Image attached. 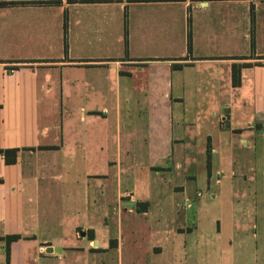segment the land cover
Returning a JSON list of instances; mask_svg holds the SVG:
<instances>
[{"label": "crops", "instance_id": "crops-1", "mask_svg": "<svg viewBox=\"0 0 264 264\" xmlns=\"http://www.w3.org/2000/svg\"><path fill=\"white\" fill-rule=\"evenodd\" d=\"M1 150L0 264H253L264 0H0Z\"/></svg>", "mask_w": 264, "mask_h": 264}, {"label": "rangeland", "instance_id": "rangeland-1", "mask_svg": "<svg viewBox=\"0 0 264 264\" xmlns=\"http://www.w3.org/2000/svg\"><path fill=\"white\" fill-rule=\"evenodd\" d=\"M263 222V220H261ZM253 232L251 233V235ZM227 234H223L222 236H211V237H203L200 244V256L210 263H215L223 260V253L227 254L229 252L234 251V247L230 244V242L226 239ZM256 244L257 249L259 251V263L264 264V238H260V240L256 241L252 237V243L250 252H252L251 260L253 261V264L256 262V255H255V247L253 246ZM226 262H230L228 257L225 258ZM224 261V262H225ZM232 261V260H231ZM225 262V263H226Z\"/></svg>", "mask_w": 264, "mask_h": 264}, {"label": "trees", "instance_id": "trees-1", "mask_svg": "<svg viewBox=\"0 0 264 264\" xmlns=\"http://www.w3.org/2000/svg\"><path fill=\"white\" fill-rule=\"evenodd\" d=\"M233 83L235 87L240 85V77H238L236 70L234 71ZM0 153L5 157L7 164L16 163L18 153L17 150H1ZM19 238V236H10L8 237V242L18 240Z\"/></svg>", "mask_w": 264, "mask_h": 264}, {"label": "water", "instance_id": "water-1", "mask_svg": "<svg viewBox=\"0 0 264 264\" xmlns=\"http://www.w3.org/2000/svg\"><path fill=\"white\" fill-rule=\"evenodd\" d=\"M226 113H229V110H226ZM227 127H230L229 122H228V124H227ZM46 252H47V253H53V252H56V250H55L54 248H48V249L46 250Z\"/></svg>", "mask_w": 264, "mask_h": 264}, {"label": "built area", "instance_id": "built-area-1", "mask_svg": "<svg viewBox=\"0 0 264 264\" xmlns=\"http://www.w3.org/2000/svg\"><path fill=\"white\" fill-rule=\"evenodd\" d=\"M199 196H201V194H199Z\"/></svg>", "mask_w": 264, "mask_h": 264}]
</instances>
